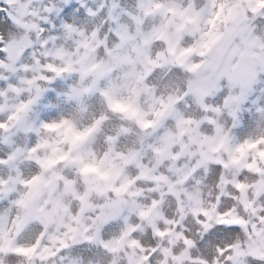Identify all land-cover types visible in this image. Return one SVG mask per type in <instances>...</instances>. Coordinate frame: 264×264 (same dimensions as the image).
Listing matches in <instances>:
<instances>
[{
  "label": "snow or ice",
  "instance_id": "snow-or-ice-1",
  "mask_svg": "<svg viewBox=\"0 0 264 264\" xmlns=\"http://www.w3.org/2000/svg\"><path fill=\"white\" fill-rule=\"evenodd\" d=\"M174 2L195 14L201 28L191 34L184 32L170 50L164 40L149 43L157 27L151 21L160 15L162 3H155L154 12L141 0L131 4L125 0H0V104L12 101L0 117V137L6 138L0 145V234L8 230L12 238L9 249L0 250V264H62L64 259L68 264H83L75 253L85 251L110 264L115 254L109 247L113 239L109 234L123 218L116 192H87L76 175L79 166L63 160L57 168L69 166L73 176L63 177L54 189L33 188V181L43 172L34 156L42 155L41 143L55 138V129L69 123L78 126L80 112H92V117L84 126L88 133L81 130L77 136L103 134L107 144L111 134H104V127L114 115H123L122 106L132 108V115L136 112V101L123 91L126 82L136 85L141 98L151 95L159 101L162 126L173 123L168 108L183 112L185 103L194 105L198 97L203 107H197L198 115L185 118L203 121L208 117L210 127L205 123L202 129L215 132L222 125L228 138L244 128L245 113L264 117V0H258V6L257 0ZM236 3L242 15L229 16L227 9ZM20 133L24 134L23 144L13 139ZM89 167L85 165L83 170ZM224 167L210 161L207 179L218 184ZM25 168L33 171L25 175ZM204 171L196 168L193 176ZM252 176L259 180L257 174ZM65 180L74 181L71 190H65ZM190 182L191 178L185 186ZM232 206L231 199L222 200L216 217L194 215L201 232L195 240L185 232L193 258L199 249L209 262L241 264L243 257L232 259L235 250L231 243L241 224L219 219ZM252 208L257 212L246 225L252 237L249 245L264 237V193L255 198ZM236 211L245 220L251 215L242 204L236 205ZM81 223L89 226L82 234L77 231ZM28 234L33 242L22 244L21 237ZM53 234L63 239L46 260H29L24 255L28 248H51ZM226 239L227 248L222 245ZM144 240L155 248L156 238L150 230ZM161 255L159 250L146 249L144 262L154 264ZM121 264H128L126 257ZM252 264H264V258L256 257Z\"/></svg>",
  "mask_w": 264,
  "mask_h": 264
},
{
  "label": "bare ground",
  "instance_id": "bare-ground-1",
  "mask_svg": "<svg viewBox=\"0 0 264 264\" xmlns=\"http://www.w3.org/2000/svg\"><path fill=\"white\" fill-rule=\"evenodd\" d=\"M127 1L128 4L133 3L129 0ZM149 1L150 3H148ZM141 2L146 6L152 7L154 12L156 11L154 9L155 3H151V0H141ZM163 2L166 6H174L173 8L176 11L171 14L162 8L160 15L152 19L151 24L157 27L150 34L149 43H151V40H164L169 47L177 46L181 35L187 32V22L191 26L192 33L196 32L200 24L195 14L187 10H181L174 0H163ZM227 3L228 0H225V4ZM221 11L223 12L224 9L222 8ZM227 11L229 16L242 15L239 3L229 7ZM23 12L24 9L21 8L20 14H23ZM2 15L0 13V16ZM211 35L212 33H209V36ZM144 54H147L146 51ZM123 91L136 101L133 108L142 112L144 129H137L133 126L134 123L124 116L114 115L112 121L104 127V134H111V139L105 144L103 134L77 136V133L81 130L84 133H88V129L84 126L92 117V112L78 113L76 117L78 126L74 127L71 123L65 124L61 128L54 130L55 138L50 141L47 139L42 141V155L39 157L34 156V159L40 160L43 172L39 179L33 181L32 187L43 185L49 189H54L57 182L63 177L73 176L71 167L66 166L58 169V163L62 160L74 163L77 157L81 158L82 166L79 167L80 171L76 175L82 178V182L87 186V192L89 193L106 195L111 186L122 188L127 182L133 183V188L136 189L138 194L131 200V195L115 190L118 197L117 203L119 209L123 212V218L118 222L117 228L109 234L113 237V239L109 240V247L115 254L110 264H121L122 259L125 257L128 264H142L144 254L140 251V246L150 249L149 252L155 250L142 237H145L150 230L149 227L151 228L150 225L155 224L157 220H160V224L156 223L159 226L162 224L168 225L169 220H173L174 215H165L162 208L168 206L170 202L178 204L181 201V196L190 188V185L198 180L199 175L193 176L195 169L201 167L205 169L208 164L209 157H206L205 154L207 153L208 144L210 145V142L217 136L226 135L227 133L222 125H217L215 132H210L202 129L201 125L203 123L201 120L186 119V116H196V113L192 111L189 105L184 107L183 112L178 111L180 113L179 117L170 113L173 123L162 126L161 120L159 121L160 115L158 114L160 109L157 107L159 101L151 95H145L141 98L136 85L131 82L124 84ZM11 103L12 101L8 100L0 104V117H2L5 109ZM125 108L129 110L127 105ZM170 108L175 110L173 107ZM130 109L132 110V108ZM96 111L99 113V106H97ZM65 114H68L67 109ZM247 119L245 123H247ZM209 132L210 136H207ZM117 137H119L118 143ZM13 139L17 144H23L24 134L20 133ZM5 142L6 138H0V145ZM196 157L199 159L193 164V160ZM85 165H91L86 172L83 170ZM24 171L25 175H28L33 170L25 168ZM202 174H207L206 170ZM189 178H191V182L185 186V182L189 181ZM73 182L70 180L64 181L66 191L71 190ZM257 187H261L262 190L254 191L255 193L249 195L250 199H247V206L252 205L255 198L264 192L263 184H257ZM149 192L156 195L149 196ZM30 196L31 194H29ZM172 197H175V199ZM27 199L25 198V203H27ZM81 203L82 205L86 204V198ZM61 212H63V206H61ZM153 212H158L161 216L160 219L154 218ZM249 220H245L246 223H249ZM87 227L89 226L81 223L77 231L82 234ZM253 230H255V227ZM62 239V235L53 234L49 237L51 248L35 250L28 248L25 250L24 255L29 260L33 257L41 261L46 260L52 255L57 243ZM133 241L136 242L134 243ZM32 242L31 234L21 237L22 244ZM11 245L12 238L9 237L8 230H4L0 234V250H8ZM234 248H238V254L236 253L237 255H235L241 257L239 245ZM257 253L264 255L260 251H257ZM234 258L233 256V260L237 259ZM159 259L155 260V264H161ZM206 261L207 259L201 262L194 260L192 264H204ZM92 264H103V262L93 260ZM211 264H217V261L213 260Z\"/></svg>",
  "mask_w": 264,
  "mask_h": 264
},
{
  "label": "rangeland",
  "instance_id": "rangeland-1",
  "mask_svg": "<svg viewBox=\"0 0 264 264\" xmlns=\"http://www.w3.org/2000/svg\"><path fill=\"white\" fill-rule=\"evenodd\" d=\"M129 1L133 2V0ZM125 2L128 3L127 0H125ZM152 2L162 3L164 5L163 8L171 14L176 11V9L173 8L174 6H166L163 0H151V3ZM148 3H150V1ZM249 6L252 5L250 4ZM256 6H258V0ZM219 18L221 17L218 16L217 19ZM186 26L187 32L192 33L191 26L188 25V22ZM200 28L201 25L196 31H199ZM174 47L175 46H170L169 49L172 50ZM189 106L192 111L196 113L194 114L198 115L197 107H203L202 99L198 97L194 102V105ZM125 107L126 105L122 106V108L126 109ZM168 109V114L172 113L174 116L179 117L180 113H178V111L172 110V108ZM142 116L141 111H136L135 115H132V110L129 108L128 117L130 120H132L133 117H136V120H133L132 122L134 123L133 126L139 130L141 128L144 129ZM246 119L247 123H245ZM160 120L161 117L159 118V121ZM202 123H206L210 127V118L205 117ZM244 124H246V126H244L243 129L235 130L230 138L227 137V134L217 136L212 142H210L211 144H208L207 146V153L205 154L206 157H209L208 164L211 161L214 163H223L225 165L223 175L220 177V182L217 184L215 181H209L207 179V174H200L198 180L190 185V188H188L183 196H181V201H179L178 204L170 202L168 206L162 208L165 215H174L173 220H169L170 222L168 225L162 224L159 226L160 220H157L155 224L153 223L150 225L151 228L149 227V229L153 233L154 238H156L155 250H159L162 254L161 256H157L158 259L160 258L159 260L161 264L164 262H168L166 264H192L194 260L201 262L207 259L205 253L200 252V250H196L195 258L192 257V245L185 239L186 231L179 230L176 217H178L180 221H183L186 211L189 209L191 210L192 215L206 213L208 218L212 219L216 217L217 207L221 206L222 200L226 201L231 199L233 202L232 210L229 211L227 215L219 217V219L231 224L240 223L241 225H244L245 230H247L246 225L248 223L237 214L236 205L242 204L244 210L250 212L251 216L256 213V209L252 208V205L247 206L246 204L247 199H250L249 195L251 193L262 190L261 187H257V184H263L264 186V117L259 116L256 113H253L252 115L245 113ZM229 127H231L230 121ZM207 136H210V132ZM0 138L4 139V137ZM245 140H247L248 143H244ZM257 140L260 142L253 147L252 145L256 143ZM237 148H239V150H237ZM208 164L205 168L206 172ZM253 173L259 176V180L254 181L252 176ZM118 188V186H111L110 190L115 191ZM122 188L124 190L121 193L131 195L130 200L138 194L136 189L133 188V183L131 182L125 183ZM152 215L156 219H160L161 217L158 212H153ZM250 221L251 220H249V223ZM254 227L255 225H253V228ZM263 238L264 237L260 238L258 241H253L251 243L253 247H251V245H249V247L255 249L256 252L260 251L264 253ZM142 239H144V236ZM157 240L160 241L159 246H157ZM140 247V251L144 254L147 248L144 246ZM161 247H163V250ZM149 250L150 249H147V251ZM234 250L235 254H238V248H234ZM236 255H234V259L237 258ZM141 263L145 264L144 260ZM204 264H211V262L207 260Z\"/></svg>",
  "mask_w": 264,
  "mask_h": 264
},
{
  "label": "clouds",
  "instance_id": "clouds-1",
  "mask_svg": "<svg viewBox=\"0 0 264 264\" xmlns=\"http://www.w3.org/2000/svg\"><path fill=\"white\" fill-rule=\"evenodd\" d=\"M186 105L188 104L185 103V106ZM123 190H124L123 188H118L117 192H122ZM148 195L153 196L156 194L149 192ZM241 215L243 216L244 213H241ZM176 219L180 231H186L190 238L194 240L197 239L198 234L201 232V229L199 227H196V217L192 215L190 209L186 211L183 221H180L178 217H176ZM247 219L252 220V216L248 215ZM223 222L228 223L227 221H223ZM251 240H252L251 235L248 234L247 230H245L243 225H241V231L236 233L235 237L231 240V243L233 245H237V244L239 245V251L242 254L241 257H243V259L241 260V264H252L253 260H255L256 257L264 258V255L257 253L255 249L249 247V241ZM159 244L160 241L157 240V246H159ZM222 245L225 248H227L229 245V240L227 239L223 240ZM75 255L82 259L83 264H92L93 260H99L102 261L103 264H109L107 259L100 257L95 253L89 254L87 251H85L82 253H75ZM156 259H158V257ZM62 264H68L67 259H64L62 261Z\"/></svg>",
  "mask_w": 264,
  "mask_h": 264
},
{
  "label": "water",
  "instance_id": "water-1",
  "mask_svg": "<svg viewBox=\"0 0 264 264\" xmlns=\"http://www.w3.org/2000/svg\"><path fill=\"white\" fill-rule=\"evenodd\" d=\"M129 113V110H126V111H123V115L124 117L128 118V114ZM117 116H120V115H117ZM81 158L80 157H77L75 160H74V163L77 164L79 167H81ZM48 166V165H47ZM47 168V167H46Z\"/></svg>",
  "mask_w": 264,
  "mask_h": 264
}]
</instances>
